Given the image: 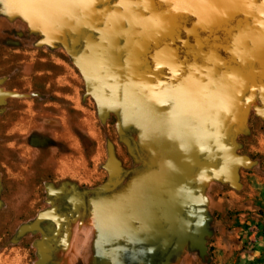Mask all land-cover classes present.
I'll return each mask as SVG.
<instances>
[{
  "label": "flooded vegetation",
  "instance_id": "flooded-vegetation-1",
  "mask_svg": "<svg viewBox=\"0 0 264 264\" xmlns=\"http://www.w3.org/2000/svg\"><path fill=\"white\" fill-rule=\"evenodd\" d=\"M249 3L248 17L237 15L220 25L202 21L181 0H56L54 7L65 22L54 18L52 9L47 14L62 32L58 42L90 77L82 73L97 104L115 109L118 119H131L123 137L130 142L134 162L143 152L140 140L156 135L169 142L173 135L172 130L149 128L154 120L182 125L191 140L204 143L202 161L208 162L213 153L221 162L218 144H233L237 151V142L251 136L255 121L264 119V0ZM213 100L217 110L203 116L201 108L208 112ZM0 181L3 205L5 186ZM62 184L66 191L50 196L45 208L57 206L66 216L78 187L68 181L55 186ZM66 224L64 220L59 236L47 240L53 251ZM42 227L41 238L57 230L53 221Z\"/></svg>",
  "mask_w": 264,
  "mask_h": 264
},
{
  "label": "rangeland",
  "instance_id": "rangeland-1",
  "mask_svg": "<svg viewBox=\"0 0 264 264\" xmlns=\"http://www.w3.org/2000/svg\"><path fill=\"white\" fill-rule=\"evenodd\" d=\"M21 15L29 26L25 36L12 40V45L0 44V89L15 93L0 106V180L5 186L4 203L0 207V264H40L37 241L42 239L41 234L31 232L18 237L17 233L22 224L34 220L49 206V184L67 181L74 182L72 184L78 190L71 197L63 219L67 220L64 238L58 242L55 251L52 248L49 264L64 261L81 264L69 247L76 232L83 234L85 230H91L93 239L100 235L91 229V224L88 227L81 222V215L86 222L91 213V200L113 199L115 195L126 197L124 184H131L134 171L144 164L143 160L147 164V159L152 157L149 166L156 167L155 153L151 156L149 152L170 148V144L163 146L158 141L160 138L152 142L156 135L151 140H140L138 145L142 146V153L148 155L134 162L128 153L130 142L123 137L131 119H118L113 115L115 109L98 105L82 76L83 73L86 77L87 73L81 71L73 53L59 40L48 38L39 27L31 26L25 15ZM241 88L245 90V85ZM142 112L145 117V110ZM253 128L251 136L237 142V153L247 155L255 163V168H242L243 188L235 192L225 169V181L221 186L218 182L212 189V199L216 201L211 214L218 221L220 204L224 206L225 200L230 202L228 208L240 212L246 200L264 195V183L251 176L258 168L264 170V119L255 121ZM132 138L135 141L133 135ZM212 143L214 149L215 140ZM110 144L115 146L122 162V172L128 173L117 183L116 191L108 190L113 187L108 168ZM218 146L225 149L224 143ZM220 165L222 163L218 162V169ZM150 179L156 181L154 176ZM260 191L262 193L258 194ZM151 196L149 192L146 194V197ZM112 224L110 221L109 225ZM215 233L208 244L212 264H218L214 260L219 255L220 233Z\"/></svg>",
  "mask_w": 264,
  "mask_h": 264
},
{
  "label": "crops",
  "instance_id": "crops-1",
  "mask_svg": "<svg viewBox=\"0 0 264 264\" xmlns=\"http://www.w3.org/2000/svg\"><path fill=\"white\" fill-rule=\"evenodd\" d=\"M28 27L19 11L8 10L4 1L0 0V44L12 45V40L22 39ZM217 107L213 100L206 106L208 112H202L203 108L200 111L203 116H210ZM175 127L170 120L149 123V128L154 131L172 130L169 142L165 138L152 140L160 141L163 146L170 144V148H156L149 152L151 156L155 153L156 167L149 166L152 157L147 159V164L143 160L144 164L134 171L131 184H124L126 197L115 195L113 199L91 200L87 224L83 215L81 222L88 227L91 224V229L100 235L93 239L91 230H85L83 234L76 232L69 247L81 264H206L203 257L210 255L208 244L216 231H219L220 237L215 263L264 264V195L246 200L240 212H233L228 208L230 202L225 200L224 206L220 204L219 221L215 219L211 214L216 201L212 199V189L218 182L219 186L223 184L226 168H217L218 162L213 153L207 156L208 162L202 161L204 143L191 140L190 132L180 128L182 125ZM146 155L147 152L138 156L142 159ZM251 166L255 168L253 160L244 165L245 168ZM242 168L238 185L234 186L235 192L243 188ZM151 176L156 181H152ZM251 176L264 183V170L258 168ZM122 178L114 180L113 187L108 190L116 191ZM148 192L151 197H146ZM202 215V229L198 233L196 225H199ZM71 221L74 222L73 219ZM229 226L232 228L229 229ZM104 228L107 229L103 231ZM199 244L206 248V253L203 249L198 251ZM212 262L211 257L208 263ZM62 264L76 263L64 261Z\"/></svg>",
  "mask_w": 264,
  "mask_h": 264
},
{
  "label": "water",
  "instance_id": "water-1",
  "mask_svg": "<svg viewBox=\"0 0 264 264\" xmlns=\"http://www.w3.org/2000/svg\"><path fill=\"white\" fill-rule=\"evenodd\" d=\"M4 6L8 10H16L25 17L31 23L33 27H39L40 30L51 37L52 41L60 40L62 32L57 29L55 24L49 20L47 14L48 9H52L54 18L61 19L65 22V18L61 11H58L54 6L56 0H52L51 3L47 0H3ZM186 8L193 14L197 15L202 21L211 25H220L228 22L237 15H244L248 17L251 10L249 0H181ZM86 77L89 78L88 74ZM15 93L11 91H3L0 89V104L4 102V99L10 96H14ZM261 100L264 101V85L261 86ZM222 166L227 169V178L233 186L238 185L239 170L241 166L247 165L249 159L246 156H242L237 153L236 147L233 144L225 146L223 153L220 155ZM108 168L110 171V182H114L116 178H119L122 174V162L117 156L115 146L110 144ZM67 189L66 184H62L60 187H56L54 184H49V195L55 196L64 193ZM1 190V183H0ZM2 201H0V207ZM202 218L200 217L199 225L197 226L198 233L202 229ZM64 215L58 211V207H50L43 209L38 213L36 218L30 222L22 224L18 230L17 236L23 237L31 232H45L42 223L46 221H53L57 225V230L53 236H44L37 241V248L40 257V264H49L52 259V247L47 243V240H52L59 236L63 229ZM199 239V238H198ZM200 240V239H199ZM199 250L205 251V247L201 244L198 246Z\"/></svg>",
  "mask_w": 264,
  "mask_h": 264
},
{
  "label": "trees",
  "instance_id": "trees-1",
  "mask_svg": "<svg viewBox=\"0 0 264 264\" xmlns=\"http://www.w3.org/2000/svg\"><path fill=\"white\" fill-rule=\"evenodd\" d=\"M1 43H3V44L5 43L4 38H2V37H1ZM228 143H231V142H228ZM127 174L128 173H124V171H123L122 174H121V176L119 178L125 177V176H127ZM119 178H116V179L118 180ZM69 183L72 184L74 182L69 181ZM82 201L85 202L86 200L82 199ZM53 228L55 229V226ZM198 251H200V250H198ZM211 257L212 256H210V255H206V256L203 257V260L206 262V264H209L208 261H209V259Z\"/></svg>",
  "mask_w": 264,
  "mask_h": 264
}]
</instances>
